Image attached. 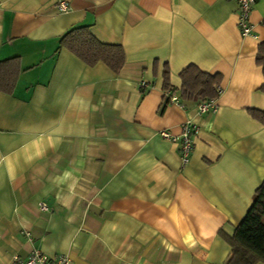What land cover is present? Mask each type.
Returning <instances> with one entry per match:
<instances>
[{"label":"crops","instance_id":"obj_1","mask_svg":"<svg viewBox=\"0 0 264 264\" xmlns=\"http://www.w3.org/2000/svg\"><path fill=\"white\" fill-rule=\"evenodd\" d=\"M249 22L242 36L233 0H0V60L20 66L0 92V264L32 249L70 264H225L264 180L250 114L264 112V0ZM82 25L122 47L118 73L58 49ZM189 64L221 75L214 112L179 97ZM187 120L198 132L183 164L159 133Z\"/></svg>","mask_w":264,"mask_h":264},{"label":"trees","instance_id":"obj_2","mask_svg":"<svg viewBox=\"0 0 264 264\" xmlns=\"http://www.w3.org/2000/svg\"><path fill=\"white\" fill-rule=\"evenodd\" d=\"M64 48L79 58L87 66L98 62L106 65L113 73H118L124 63V51L120 45L99 41L89 26H75L68 29L58 42V49ZM264 47H260L256 63L262 67L264 75ZM20 73L17 57L0 60V92L12 93ZM181 81L179 97L185 101L200 103L216 99L220 93L221 75L201 71L189 64L179 72ZM167 68L163 71V90L174 89L167 82ZM250 114L264 127V112L256 109ZM231 253L225 264H264V180L252 196V204L245 216L235 227L232 236L225 237Z\"/></svg>","mask_w":264,"mask_h":264},{"label":"built area","instance_id":"obj_3","mask_svg":"<svg viewBox=\"0 0 264 264\" xmlns=\"http://www.w3.org/2000/svg\"><path fill=\"white\" fill-rule=\"evenodd\" d=\"M233 1H235L237 5V25L240 30V34L242 36L252 35V26L249 22V14L252 7L258 0ZM57 9L59 11H67L69 9V5L64 1H58ZM140 86L144 87L145 83L140 82ZM165 92L168 95L169 102L175 103L180 107L183 106L174 92L170 89ZM216 108L217 105L214 99L196 104V110L200 114L205 112H214ZM197 132L198 126L194 122L187 120L181 125V131L178 135H172L166 130L160 131L159 134L162 138L170 140L178 147L180 160L183 164H185L189 160ZM40 208L45 210V204L41 203ZM13 260L16 264H70V258L65 254L50 256L39 249H32L25 258L14 256Z\"/></svg>","mask_w":264,"mask_h":264}]
</instances>
